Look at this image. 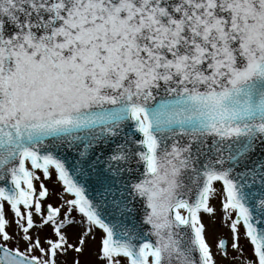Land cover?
Masks as SVG:
<instances>
[{
  "label": "snow or ice",
  "instance_id": "1",
  "mask_svg": "<svg viewBox=\"0 0 264 264\" xmlns=\"http://www.w3.org/2000/svg\"><path fill=\"white\" fill-rule=\"evenodd\" d=\"M90 244L264 264V0H0V264Z\"/></svg>",
  "mask_w": 264,
  "mask_h": 264
},
{
  "label": "rangeland",
  "instance_id": "2",
  "mask_svg": "<svg viewBox=\"0 0 264 264\" xmlns=\"http://www.w3.org/2000/svg\"><path fill=\"white\" fill-rule=\"evenodd\" d=\"M46 184H48L49 187L52 186L51 182H46ZM6 211L8 212V215L11 216V213L7 209V207H6ZM205 222L208 223L207 217L205 219ZM216 223H217V226H218L219 225V220L218 219H217ZM209 242L212 243L211 236L209 237ZM90 247H93V245H91V244L90 245H87L86 248H85V252L79 256V259H80L81 264H91L92 260L94 259L90 255V252H89V248ZM74 255H75L74 253H69V259H71Z\"/></svg>",
  "mask_w": 264,
  "mask_h": 264
}]
</instances>
